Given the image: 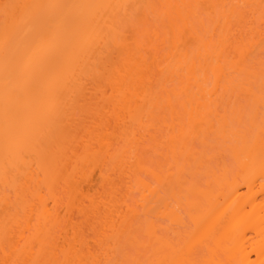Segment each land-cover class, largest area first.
<instances>
[{
    "label": "bare ground",
    "instance_id": "6f19581e",
    "mask_svg": "<svg viewBox=\"0 0 264 264\" xmlns=\"http://www.w3.org/2000/svg\"><path fill=\"white\" fill-rule=\"evenodd\" d=\"M180 1L182 3L178 1L179 4L177 0H175L176 3L174 0H162L161 2H165L170 12H172V10L175 12L173 16L175 15L182 21L184 24L182 27H186L187 24L185 25V23L189 21L188 17L191 10L186 12V14L184 7L190 6V3L187 2V0ZM138 3V0H0V256L3 258V263L9 261V259L15 262L17 258L12 259L11 257L16 256L19 258L21 257V259L25 257L24 260H26L24 262L27 264H29L27 259H33L32 263L36 264L34 262H37L38 264L43 260V257L46 259L52 258L51 260L53 261V259L55 260V258L57 259V256H59L58 249H60V244L58 239L60 240L61 236L59 234L57 235V230L62 224H59V222H61V216H58L59 213L54 211L56 207L54 206L55 208H53V206L49 204V199L44 192H42V188L46 187V190H49L48 192L54 195L53 191L55 190V185L59 183V178H63L68 186H73L74 192L82 193L83 187L86 188V186L82 184L88 182L89 177H91L88 176V171L85 172L86 168H82V165L84 167L87 165L88 167L89 163L96 164L95 162L98 161L96 159V153H93L95 151H91V146L93 144L91 143L92 145L89 146V142L91 141L88 140V142L86 140L87 142L85 141V143L83 142L84 140L79 139V136V138H77L76 133H74L77 129L74 128V126L77 127L79 125L75 124L77 118L73 119V116H71L73 113L72 110L78 101L86 97V91L92 90L87 88L88 82L93 81L92 84L98 83V87L94 84L92 86L93 88L96 86L95 90L97 94L98 92H102L99 94V97L103 94L104 88L106 87L104 85L106 84H108L107 86L109 88L111 87V91H114V100L117 99L115 100L117 102V105L115 104L117 107L115 106L116 108L114 109L115 116L121 124L124 125V123H127V127H125L127 129L124 128V135H126H123L124 141L127 140V142H130L128 144H135L134 146L137 147L138 145L136 146V144L143 140L142 136L144 137V135H142L141 132V135L140 133L138 135V133H136V128L138 125H140V128L142 124L145 123L144 120L142 121L141 119L143 118V113L147 111L146 108L148 109L146 104L148 103L149 106L150 104L154 106L156 102L153 98L155 93L150 91V88L151 90L154 89V87L151 86L153 85L152 79L149 77V70L151 68L148 63L150 64L151 62H149L150 60L147 61V59L150 57L148 56L146 59V53L143 55V52L141 53V51H143L141 48L149 43V48H147L149 50L152 48L151 50H153V52H158V47L161 46L160 44H163L165 39L163 40L161 36H159L161 34L153 30H150L152 32L151 34L147 26H145L142 28H144V30L146 29L143 31L147 35L148 32H150L149 35H155L157 39L162 41L158 45L154 43L157 45L155 46L153 45L154 41L152 38H149L152 44L148 41V43L146 42L141 45V42H144L143 40L145 39H140L138 37L137 34H140V30H134L135 28L128 26L133 23L131 12L135 7L137 8L139 5ZM250 10L249 12L253 13L252 11L254 9ZM236 11H238L237 13L239 15L240 13L241 15L247 13L244 16H239L241 20L247 19L249 14L248 11L242 12L236 9L234 13H236ZM225 13L226 12H222L220 15H223L225 18L227 14ZM135 18H137V22L140 20L138 17ZM253 20H251L253 23L250 22V27H248L249 32H247L250 34L249 36H251L249 38H252L251 40L253 41L249 39L248 42V39L245 40L244 37V40H242L241 34L237 35L236 33L235 35L231 32L234 36L232 34L228 36L225 35L224 40H222L224 42L221 43L223 50L219 54L221 55L222 52L229 51L230 49L233 50V53L236 54L235 56L233 55V63L235 64L231 63L232 65H229L231 61H227L228 66H234L231 67L232 69L235 68L233 70L240 71L236 73H244L246 76L249 74L248 77L255 74V76H257L260 73L253 70L255 67V60H252L253 57L251 58V56L256 53H248L251 49L248 50L247 46L252 45L254 47L255 45H253V42H255L256 35L258 37V35L264 34V22H261V24H263L260 25L262 28L259 25L255 27V20ZM142 22H144V20ZM174 23L177 22L174 21ZM125 26L129 27L128 33L131 30L134 34L132 36V34L130 35L129 33L131 37H129V39H131L130 41L137 39V41H133V44L129 42L124 33ZM134 27L139 29L136 25ZM176 29L178 32L181 30L179 27ZM206 30L208 34V29ZM174 31L175 29L173 33L174 36L175 34L176 36H173L175 38L173 39V47H177V42L179 41V43H181V38L179 39L180 36L177 37L178 32ZM189 31L191 32V30ZM135 32L137 34H135ZM208 35L207 40L211 41V35ZM231 35L233 37H231ZM205 36L202 35L203 39L198 38L199 41L196 42H200V45L207 47L209 42L205 40ZM235 37H237V39ZM189 38L190 37H188V40ZM185 39H187V37ZM183 40L184 39H182V41ZM250 42L252 44H249ZM111 48L112 51L115 48L117 51L118 48L119 52L117 51L116 54L119 53V55H117L120 59L117 57L118 60H113L111 57L112 55L107 54V51L111 50ZM176 52L177 50L174 51V54ZM184 52H186L185 49ZM187 53L188 51L183 54L180 48L179 59L176 58V60L179 61H177V64L181 65L182 70L186 71V75H188L187 80H185L187 86H185L184 89V92L186 91L187 94L186 96L189 97L187 98V101H189L186 103H189L191 108L197 110V108L192 107L193 104H191V101H194V95H200L202 93L201 95L203 96H200L203 98L202 100L201 98L196 99L197 107H202L203 109H201V111H195V114L193 113V109L188 111L190 121L197 125L205 124L207 130H214V133H218L217 135H219V138L221 137L223 142L227 143H225L227 145L226 147L230 149L229 156L231 155L232 157L231 159L234 163H232V165H234V167L226 163L225 160L227 156H225L224 159V155L221 154V151H217L219 156L215 155L210 157L205 152L204 154L201 153V151L199 152V150L197 152V148H194L191 146L193 144L189 143L190 136L194 134L193 130H191V132L190 130L186 132L182 128L181 134L179 133L180 136H176L175 134L171 136L167 135L168 138L166 141L164 140L165 143H163L164 141H159V144H156L158 146L169 147V144H171L170 147H172V151L170 156L174 162L175 168L171 167L173 168L171 171L169 168L167 173H164L166 170L156 171L153 172L154 175L152 171H150L152 176H155V181L159 183V186L161 185L160 187L156 186V188H152L151 184H149L150 182H145L142 178L139 180L140 186L143 188L142 192H140V194L143 193L140 196L142 199L139 198V202H142H140V204L142 209L144 208V213L146 214H144V216L147 218H144L145 220L143 219L142 222L145 224L143 223V227L141 226V228L146 239L142 240L134 234L129 233L126 236V240L129 243L137 245L139 248L148 249L149 252L151 251V254L146 260H139L137 262L135 259L132 260L136 264H264V135H262L264 133V118L259 120L260 122L263 120V123L259 124L258 121L257 123L255 121L252 122L257 130V133H253L252 136L249 134L248 136L244 129L238 130L230 126L226 115H220L218 118V120H220V126L215 130L216 128L214 127L213 120L207 118L209 115L205 113L208 110L209 114H212V112L215 113V109L210 105L211 99H215L216 96L218 97V93L221 89L227 91L226 96H229V98L232 97L235 84L233 86L231 85L235 80L230 76V78L228 77L231 72H227V66L222 65L223 63L219 60L222 55L220 57L217 55L219 62L211 68L215 76L214 84L211 89H206L205 86L199 82L200 80L194 76L197 64L195 58L199 57L201 52L199 51L194 55ZM182 54L183 56L181 57ZM190 55L193 56L191 57ZM167 56H170V54ZM235 58H237V62H235ZM176 60L172 61L176 63ZM251 61L254 62V65L252 62L253 69L249 67L251 66V64H249ZM247 62L249 63L246 64ZM158 63L160 66L161 62L158 61ZM262 64L264 65V62H262ZM263 67L261 69L264 70ZM165 70L164 68V71ZM174 70L175 69L172 68L169 71L171 76L177 75L179 78L183 76L180 72ZM168 78L169 77H167V79ZM86 83H88L87 86ZM249 84L248 82L245 85L242 84L243 88L240 84L238 86L241 87V90L243 89V93H247V95L250 94L249 96H252V99L254 98V102H257L255 105L260 103L259 106L262 107L264 105V91L261 92L260 89V92L257 90V93ZM190 86L198 87V92H196V94L192 92ZM95 90L93 89L92 91ZM165 91L166 87L163 88L162 85L161 93ZM96 93L95 95L97 96ZM113 97L111 95V100ZM166 99L170 108H173H171L173 120L174 118H179V116H181L180 112H177L173 105L171 106V98L166 97ZM208 99L210 101L209 107L206 101ZM114 100L112 101L115 102ZM89 107H91V105H89ZM86 108H88V106ZM215 115L218 116L216 113ZM257 115L258 114H256L255 118L254 114L256 120ZM126 117L133 120V122L128 121L132 125H135L134 123L136 122L137 125H135V129H133L135 126L130 127V129L128 128L129 123L124 120ZM101 119L102 117L97 121ZM77 121L79 122V120ZM124 126H126V124ZM143 126L145 127V124ZM166 126L165 129L171 127L170 125ZM124 129L122 131H124ZM94 137L96 140V136ZM194 137L196 138V136ZM194 137H191V140H193ZM100 139H102V142H98L102 144L101 147L106 150L105 154L108 158L112 155L110 157L111 159L114 155L111 153V149H109V139V142H107L105 138ZM78 140H80L81 143L83 142L84 145L78 142ZM176 142L181 143L179 147L176 146ZM87 143L89 145H86ZM79 145H83L81 147L84 148L85 155L82 154V156H80L75 151L76 148L78 149V147H80ZM77 155L80 158H76ZM117 159L118 158L113 161L115 162ZM124 159L125 157L123 155L121 160ZM77 161L81 163H79L81 168L78 166ZM103 161L104 160H102V162ZM74 162H76V164ZM121 163L123 164V161H121ZM69 165H74V170L72 171L78 169L73 173L75 175L69 170L73 169L72 166L70 167ZM192 165L194 168L196 166L195 170ZM123 166H121V168ZM68 167L69 169H67ZM199 168L202 169L200 177L204 176V182L201 178L199 180L195 179L197 177L193 179L195 174L199 172ZM69 172L72 174H70L72 178H65ZM185 173L193 177L189 179V175L187 176ZM105 179H107L106 176ZM200 180H202V182H200ZM7 189L11 191L9 192ZM146 191L147 193L149 192V195L146 194ZM12 193L14 196H11ZM81 197L85 196L82 194ZM15 200H17V205L15 207L17 209L12 207L15 206L13 203ZM53 200L57 201L56 197ZM81 200L85 202L84 198H81L80 201ZM142 200H144V202ZM135 201L134 204H129L128 201L124 204L125 206L127 204V207H123L124 211L122 212H126L127 214L125 213V216L122 215L123 218L119 215L121 214L120 211H118L119 213L117 216H120L123 220L120 227L128 224V220L129 222L131 221L127 219L131 217L129 215L132 214L134 217L137 215L138 201ZM154 201L158 202L159 206H153L152 202ZM74 202L77 203L75 200ZM175 202L178 207H176L177 205L174 206L173 203ZM71 203L69 205H71ZM57 204L58 202H55L56 206ZM74 204H72V206ZM76 205L78 206V203L75 204V206ZM80 206H83L82 203ZM11 207L14 209L10 210ZM110 207L113 208L112 204ZM116 207L119 208L118 205L112 210L107 208L108 211H106L109 213L104 212L105 215L103 217L105 222L104 228L106 227L105 229L108 231L110 229V231L114 233L106 236L105 231L107 230H105L104 233L102 232V237L105 241H111L112 244L122 236L121 234L116 235L119 227L117 223H113L115 222L113 218L115 217L114 215H116ZM95 208H98V206ZM18 209H23L24 215L20 214V210L18 211ZM179 209H184L185 218L184 214L180 212L181 210ZM19 214L26 216L27 219L25 220L26 217L23 218L26 221L25 227L17 231V227H23L20 224ZM150 214H152V217ZM148 215L151 219L148 218ZM153 216L156 219L159 216L160 218H166V225L162 227L163 224L154 221L155 219H153ZM108 218H111L110 221H108ZM33 219H37L38 221L36 220V223L31 225ZM185 219L188 221H185ZM186 222L189 225H187ZM168 223H170V225H167ZM171 225L173 227L176 226V229L175 227L170 228L172 227ZM13 226L15 227L14 229ZM26 231H30L31 234L25 236ZM62 238L64 239V237ZM67 238L68 237H66V239ZM77 238H75V242H79V248H82L85 242L83 243L81 241L82 238ZM66 241L67 240H65V242ZM81 245L83 246L81 247ZM105 245L108 246L109 244ZM75 246L76 244L74 245L75 250L72 248L69 249V251L67 247L68 253L65 252L66 246L61 248H64V255L67 253L66 257L76 261V259L79 260L81 258V249L78 250ZM112 246L113 245H109L108 248L112 250ZM35 247L39 248L38 252ZM108 248L104 250V252L106 251L108 254L107 257H109V252L111 254ZM34 249L36 252L33 251ZM62 250L63 249H60L59 252ZM83 252L82 250V253ZM111 256L108 259H111ZM72 260L69 262L70 264L71 262L74 263ZM132 260L131 262L133 264L134 262ZM58 262L59 264H63V262L65 264L68 263L66 260H63L62 263H60V261ZM112 263L113 260L111 259L109 264ZM95 264L101 263L98 262Z\"/></svg>",
    "mask_w": 264,
    "mask_h": 264
},
{
    "label": "rangeland",
    "instance_id": "374dc122",
    "mask_svg": "<svg viewBox=\"0 0 264 264\" xmlns=\"http://www.w3.org/2000/svg\"><path fill=\"white\" fill-rule=\"evenodd\" d=\"M161 1L162 0H140V1L138 0V2H139L138 4L139 5L141 4V5L137 6L138 10L136 7L132 10L131 14H132L133 18L132 17L131 18L133 19V23H132V25H128L129 27L131 26V27L135 28L134 30H140V34L139 33L137 34L136 32H135V34H137L140 39L141 38L145 39V40H143L144 42H141V45L146 43V42L148 43V41L151 38L154 41L153 45H155V46H157L162 41L160 39H157L155 37V35H149L152 30L154 32H158V34H161L159 36H161V38L163 40L165 39L163 44H160L161 46L158 47V52L157 51L153 52V50H151L152 48L149 50L148 49L149 43L142 48L139 46L143 50V51L140 50L141 53L143 52V55H144V53H146L145 54L146 59L148 58V56L150 57L149 59H147V61L150 60L149 62H151L152 64L154 63L153 65L151 63L150 64L148 63V65L151 68V69L149 68L150 69L149 70L150 71L149 77H151L152 84H153L151 86L154 87V89L152 88L153 90H151V88H150V91L152 93L153 92L155 93L153 98L156 102V105L153 106L150 104V106H151L150 107L148 103L146 104L147 105L146 107H148V109L146 108V110H147L146 112H144L145 110L143 111L145 114L143 113V116H142L143 118L141 120L142 121L144 120L145 123L142 122L143 123L141 126L142 128L141 127L139 128L140 125H138L136 128V126H135V125H137L136 122L134 123L135 125H132L131 123H129L128 121L133 122V120L132 119L130 120L128 117H126L124 120H126L125 122H128L130 125H132V126H130L128 124L129 129H130V127L135 126L133 129L136 128L137 131L136 130H134V131H136V133H138V135L140 132L142 133V135H144V137L142 136L143 140L140 143L136 144V146L138 145L137 147L134 146L135 144H131V145L128 144L130 142H127V140L124 141V136H126V135H124L125 129H127L125 127H127V123H124V125L126 124V126H124L123 124H121V122H118V120L115 116V113H114V111H115L114 109L117 107L116 106L117 102L115 100H117V99L114 100V97H115V96L113 97V95H115V94H113L114 91L113 90L111 91L110 90L111 87L109 88L107 86L108 84H106V83H104V84H106V85H104V86H106L105 87L106 90L104 88V91L102 94L103 96L101 95L100 97H99V94H101L102 92L101 93L98 92V94H97L96 90H95L98 83H93L94 85H96L95 88H93V86H92L93 81L92 82L90 81L91 83L88 82L89 84L86 83V86L88 84L87 88L89 90L94 89L95 91H92V90L88 91L89 93L86 91V93H87L86 97L82 98L83 100L80 99L78 101V103L76 104V106L74 107V109L72 110L73 113L71 116H73V119L77 118L76 123H75V121H74V123L76 125H79L77 127L74 126V128H76L78 131V132L76 131L74 133H76L77 138L80 137L79 139L84 140L83 142H85L86 140L91 141V142L88 141L90 145L88 143L86 145H89V146H91L92 144L94 145V146L93 145L91 146L92 147L91 151L92 152L95 151L93 153H96V159L98 161L95 162L96 164L89 163L88 164L89 168L87 167V165L85 167L82 165V168H84V169L86 168L85 172L88 171L87 172L88 176H91V177H89L88 182H84V184H82L83 186H86V188L83 187L82 193L74 192L75 190H74L73 186H71V185L68 186V184L65 183L63 178H59V180H58L59 183L55 185L56 187L54 188L55 190L53 191L54 192V195L52 194L53 196L50 194V192H48L49 190H46L47 189L46 187L42 188L43 189L42 192H44V194L49 199V201L47 200L48 202H50L49 204H51V206H53V208L56 207L54 209V211H57L59 213L58 216L59 215L61 216V219H60L61 222H59V224L60 223H62V224H61V227L58 228V230H57L58 233L57 232L56 233H57V235L59 234L61 236V238L64 237V239L67 240L65 242V240L63 238L62 239L60 238V240L58 239V242L60 244L59 248L63 249L61 252H59L60 249H58L59 251L57 250L58 254H59V256H57V259H58V261H60V263H62L63 260H66L68 262L66 264H70L69 262L72 259L66 257V254L68 253L69 249H72V248L74 249L75 244H76V246H78V247L75 246L76 249H78V250L81 249V251H80L81 258L79 259L80 261L78 259H76V261L72 260L76 264H90V263L95 264L98 262L101 264H109V261L111 259L113 260L112 264H132V262H131L132 259H135L136 262L139 260H146L147 259V257L151 254V251L149 252L148 249L139 248V247H137V245L129 243L126 240V236L129 233H132L142 240L146 239L144 234H143L142 228H141L142 224L144 223L142 221L146 216H144L145 213H144V208L142 209V207H141V204H140L141 201L139 202V198L143 194V193L140 194V192H142L143 188H141L142 186H140L139 180L142 178L143 180H145V182L146 181L150 182L149 184H151L152 188H156V186H159V183H157L155 181L156 180L154 178L155 176L154 177L152 176L153 172L160 171V170H166V172H164V173H167L169 168H170V171L173 170V168H175L174 162L172 161V158L170 156L171 151H172L171 150L172 147H170L171 144H169L170 148L167 146L168 143H167V145H164L167 147H163L161 145H159V146L156 145L159 141L160 142H163L164 140L166 141L168 138L167 135L171 136L172 134H175L176 136L177 135L180 136L179 133L181 132L182 128L186 132L189 130L191 132V130H193L194 134L193 133H192L193 135L191 134L192 136H190L189 143L193 144L191 146H193L194 148L195 147L197 148V152H198V150H199V152L201 151V153H203V154L205 152L210 157V156H215V155L219 156L217 154V151H221L222 152L221 154L224 155V159H225V156H227V159L225 160L226 163L229 164V166L232 165L233 160L231 159L232 158L231 155L229 156V152H230L229 150L230 149H228V147H226L227 143L225 142L226 143L225 144L223 142V140L221 139V137L219 138V135H217L218 133L217 134L214 133L215 132L214 130H213L214 132L211 130L210 131L207 130L205 124H202V125L198 124L197 125L196 123L194 124L190 121V118H189L190 116H189L188 111L193 109L194 114H195V111H198V110L201 111V109H203V108L197 107V100L196 99L201 98L203 96L201 95L202 93L200 95L199 94L194 95V98H193L194 103L191 101V104H193L192 107L197 108V110H194V108H191V105L189 103H186L189 101V100L187 101V98H189V97L186 96L187 94H186V91L184 92V89H185V86H187V83L185 80H187L188 75H186V71L182 70L181 65L177 64L178 60H176V58L179 59L178 56L181 54V53L179 54L180 48H181V52L183 54L186 53L187 51H188L187 54L190 53L193 55L197 54L199 51L201 52V55L199 57L195 58V61L197 64L195 67L196 69H195V75L194 76H196L200 80L199 82H201L203 84V86H205L206 89H208V88L211 89L213 84H214L215 76L213 75L211 68L214 65H216L219 62V60L221 61V63H223L222 65L227 66V72H231V73H229L228 77L230 76L235 80V82L232 83V85H231V86H233L235 84V86H234L235 89H234V92H233V95L231 98H229V96H226L227 95L226 90L224 91V89L222 90L220 88L221 89L219 92L220 94L218 93V97L216 96L217 99L216 98L215 99L210 98L213 101V103L211 101V104H210L209 99L206 100L208 102L207 103L208 107L211 105V107L213 109H215V113L218 115V116H216L215 113H213V112H212V114L210 113L211 114L210 115L209 110H208L209 108L206 107V108H208L207 109L208 111L205 114L209 115L207 118L213 120L214 127L216 129L214 127L213 128L215 130H217L220 126V120H218L220 115H222V116L226 115V118H227L230 126H232L235 129H238V130L244 129V130H246L247 135L249 134L250 136H252L253 133H255V134L257 133L256 127L253 125L252 122L255 121L257 123V121H258L259 124L263 123L262 122L263 120L261 122L259 120L264 118V107H263L264 105L263 106L261 105L262 107L259 106L260 103L258 105H255V104H257V102H254L255 101V100H253L254 98L252 99V96L251 97L249 96L250 94L247 95V93H243V91H242L243 89L241 90V87H242V84L245 85L248 82V83H250L249 84L250 87L252 89H255L256 92H257V90H259V92H260V89H261V92L264 91V85H263V83H264L263 82L264 70L261 69L264 66L262 64V62H264V34H261L260 36L258 35V37L256 35V38L254 40L255 42H253V45H255V46L253 47L251 45L253 48L250 45H249L250 47L246 45L248 50L251 49L250 51H248V53L258 54V55L255 54L253 56L248 54L251 56V58L253 57L252 60H255V65H254L253 61H251L250 63L249 62L246 63V64H248V63L251 64V66H249V67L252 69H253L252 66L253 65L255 66L253 70L260 73L257 76H255L256 75L255 74V75H251L253 77H251V76L248 77L249 74H248V76H246V74L244 75V73L243 74L242 73H240V74L236 73V72H240V71L233 70L235 68L232 69L231 67H234V66H228L229 61H231V62H229V65H232L231 63L234 62L233 55L234 56L236 55L235 53H233V50H231L230 48L229 49L231 51L229 50V51L222 52V54H221L222 57L219 60H218L217 55H219L221 53V51L223 50V46L221 43L224 42L222 40H224L225 35L228 36L232 33L235 35H236V33H237V35L241 34L242 40H244L243 39V37H244L245 40L248 39L247 41L249 42V39H250L249 37H251V36H249L250 34H248L247 32H249L248 27H250L249 24H250V22H252L251 20H253V19L255 20V23H254L255 27L257 25H259V26L263 25V24H261V22L262 21L264 22V0H198V1L197 0H187V2L190 3V6L184 7L185 13L189 12V10H191V13H190L189 17L186 16L189 18V21H187L188 20V18H187V20H186L187 23H185V22L184 23H185V25L187 24L186 27H188V28H186L185 26L182 27L184 25L182 23V21L179 18H177L175 15L173 16V13H175V12L173 10H172V12H170V9H169V7H167L165 5V2L163 3ZM178 1L180 3H182L180 0H177V3H178ZM174 2H175V0H174ZM166 8H167V10H166ZM236 9L239 11L241 10L242 12L243 11L249 12V11H251L250 9H254V10L252 11L253 13L249 12V14L250 13L251 14L250 15L248 14V17L245 16V17H247L246 20L243 18H242L243 20H241V18H239V16H242L243 14L241 15V13H240V15H239L237 13L238 11H236V13H234ZM222 12L227 13V14L225 13L226 14L225 18L223 15H222L223 17L220 15V13H222ZM170 14L173 16L174 21H176L177 23H174L173 18ZM245 14H247V13H244V15ZM135 17H138V19H140V20H138V22H137V20H136L137 18H135ZM186 17H184V18H186ZM0 20H1V16H0ZM143 20L146 24L144 22H142ZM135 25L139 29H136V27H134ZM145 26H147V29H149V31L151 30L150 32H148V35L144 32L146 29L144 30V28H142ZM129 27L124 28V33L127 36V39L129 40V42H131L133 44L134 43L133 41H137V39L134 38L136 40L130 41L131 40V39H129L130 35L132 34V36H133L134 34L130 30V32H129L130 35H129V33H128ZM173 27H174L176 32H178L176 28H178V27L181 28L180 32L177 33V37L180 36L179 37V39L181 38L180 42L183 43L184 45L179 43V41H178L177 45H176L177 47H173L174 46L173 45V41H174L173 39H175L174 37L176 36V34L174 36ZM206 29H208V34L211 35L210 39L212 42L207 40L209 35L207 34ZM189 30H191V32ZM181 31H184V32H181ZM191 33H193V34H191ZM151 34H152V32H151ZM184 35L187 37V39H185L186 37ZM202 35H204V36L206 35L204 38H206L205 40L209 42V45L207 47L200 45L201 44L200 42L199 43L196 42V41H199L198 38L203 39ZM232 35H231V37L234 36V35L233 36ZM188 37H190L189 40H188ZM237 37H239V36H237ZM237 37H235V38L237 39ZM179 39H177V40H179ZM182 39H184L183 40L184 42L182 41ZM194 40H195V42H194ZM251 41H253V40H251ZM149 42H151V41H149ZM154 43H156L157 45ZM151 44H152V42H151ZM180 44H181V46H180ZM249 44H252V43L250 42ZM153 45H151V46H153ZM176 48H178V49H176ZM184 49L186 52H184ZM176 50H177V52L174 54V51H176ZM117 51L119 52L118 48H117ZM117 51H116V48L113 49V51L111 48V50L107 51L108 52L107 54H111L112 55L111 57L113 60H118L117 57H118L119 53H117L118 54L117 55L116 54ZM110 52H112V53H110ZM113 52H114V54H113ZM228 52H230V53L232 52L233 54L232 53L230 54ZM169 54H170V56H167ZM183 54L181 55V57L183 56ZM154 55H156V56H154ZM221 55H219V57ZM153 57L156 59V61ZM118 58L120 59V57H118ZM237 58H240V57H237ZM237 58H235V62L238 61V60L236 61ZM165 59H166V61H165ZM172 60H176V63H175V61H172ZM152 61H155V62H152ZM158 61L161 62L160 66L158 65L159 64ZM252 62H253V65H252ZM233 64H235V63H233ZM170 66L173 69H175L174 71L180 72L183 76H181L180 78L177 75H176L177 77L175 75L171 76L169 71L172 68ZM183 67H184V65H183ZM164 68L166 69L165 71H164ZM183 69H186V68H183ZM162 72H164V73H162ZM164 76H166V77H164ZM167 77H169V78L167 79ZM165 80H167V81H165ZM239 84L241 87L238 86ZM162 85H163V88L166 87L167 92L165 91V92L161 93ZM192 86H194V85H192ZM99 88H101V87H99ZM197 88L198 87H196V86L195 87L190 86V89L195 94H196V92H198ZM162 91H163V89H162ZM230 92H229V94H230ZM95 93L97 94V96L95 95ZM189 93H191V92H189ZM111 95L113 97L112 100H114L116 103L111 100ZM166 97L171 98V103H172V104L170 103L171 106L173 105L175 110L177 112H180L181 116H179V113H178L179 118H177V119L174 118V120H173V115H172L173 112L171 110L172 107L170 108L169 103L166 101L167 100ZM85 99L87 102L85 101ZM202 99L203 98H201V100ZM90 100H91V102H90ZM191 100H192V98H191ZM204 100H205V98H204ZM204 100H203V102H204ZM88 102H90L91 104ZM201 103H202V101H201ZM88 104L91 105V107H89ZM87 106H88V108H86ZM118 106H119V104H118ZM90 108H92V109H90ZM86 109H88V110H86ZM254 114H255V118H256V114H258L257 120L254 118ZM101 117H102V119L100 121H97ZM123 118H124V116H123ZM127 119H129V120H127ZM77 120H79L80 123ZM144 124H145V127L143 126ZM166 125H170L171 127L165 129ZM122 127H123V129L125 128L124 131H122L123 130ZM166 127H168V126H166ZM79 128H81V129H79ZM74 131H75V129H74ZM248 131H249V133H248ZM141 133H140V135H141ZM262 135H264V133ZM89 136H90V138H89ZM94 136H96V138H97L96 140H95ZM194 136H196V138ZM191 137H194V139L191 140ZM100 138H103V139L105 138L107 140V142L110 141L109 142L110 143L109 149H111V153L114 155L111 159H110V157L112 155L108 158V156L105 154L106 150H104L103 147H101L102 144H100L98 142V141L102 140ZM108 139H109V141H108ZM165 141L163 143H165ZM78 142L81 143L80 140H78ZM83 142L81 144L84 145ZM125 142H127V143H125ZM169 143H171V142H169ZM229 143H230V141H229ZM180 144L181 143L176 142L177 147H179ZM83 145H79L80 147L76 146V147H78V149L77 148L75 149V151L80 156H82V154L85 155L84 148L81 147ZM112 151H115V152H112ZM226 153H228V154H226ZM78 155L76 158H80V157H78ZM123 155H124L125 159L121 160L123 158ZM119 156H121V157H119ZM103 157H104V159H103ZM116 158H118L117 159L118 162L116 160H115V162L113 161ZM102 160H104L103 161L104 163L102 162ZM120 160L123 161V164L121 163ZM79 161H80V159H79ZM79 161H77L78 162L77 164L80 167L81 165H79V163H80ZM180 162H181V160H180ZM74 163L76 164V162H74ZM69 166L71 167L72 165H69ZM73 166H72V168H73ZM121 166H123V167L121 168ZM232 166L234 167V165H232ZM79 167H77V168H79ZM171 167H173V168H171ZM193 168H194V166H193ZM67 169H69V167ZM89 169H92V170H89ZM195 169H196V166H195L194 170ZM69 170H71V173L73 174L78 169L75 171H72V170H74V168L69 169ZM79 170H81V169H79ZM201 170L202 169L198 170L199 172H197L194 177L192 175L190 176L187 173H185V175L186 174H187V176L189 175L188 176L189 179H191L192 177H193V179L195 177H197V178H195L196 180L197 179L199 180L200 178L203 180L204 176L200 177ZM150 171H152V174ZM71 173L69 172L68 175L65 173L67 175V176H65V178L66 177L72 178V176H70ZM76 174H77V172H76ZM73 175H75V174H73ZM104 175L107 177L108 180L105 179ZM109 179H110V182H109ZM202 180H200V182H202ZM193 181H195V180H193ZM203 182H204V180H203ZM88 183H90V184H88ZM201 184H203V183H201ZM111 186H113V187H111ZM112 188H113V190H112ZM159 189H161V188H159ZM7 191H9V189H7ZM162 191H163V188H162ZM13 193L11 196H14ZM148 193L146 191V194H148ZM82 194L85 197H81ZM73 195H74V197H73ZM54 196L56 197L57 201L53 200L55 198ZM71 197H72V199H71ZM79 198L80 199L84 198L85 202H83V200H81L82 201L81 202ZM150 198H151V196H150ZM140 199H142V198H140ZM74 200L78 203L79 207L77 205L75 206V204H77V203H75ZM135 200L138 201V206L135 203L137 206V209H138L137 215L135 217H134V215L132 216V214L129 215L131 217L127 218V219H130L131 221L129 222V220H128L127 221L128 224L124 225L125 227L124 226L120 227L121 224L123 223L122 222L123 221L122 215L125 216V213H126V212H122V211H124L123 207L124 208L127 207V204H126V206L124 204L127 203V201L129 204L130 203L134 204ZM137 201H135V202H137ZM142 201L144 202V200H142ZM172 201H174V200H172ZM55 202H58L57 206L55 205ZM13 203L15 204V206H12V207L15 208L17 205V200L13 201ZM70 203H71V205H69ZM81 203L83 206H80ZM114 203H116V204H114ZM72 204H74V205L72 206ZM111 204H112V207L114 205L115 206L118 205L120 208V210H119V208L116 207L117 208V211L115 213L116 215H114L115 217L113 218V221L115 220V222H113V223H117V226L119 227V230H118L116 235H120V234L122 235L113 244L111 243V241L110 242L105 241L102 237V234L104 233V231L107 230V229H105L106 227L104 228L105 222H104L103 217H104L105 213L108 211L107 208H110L112 210L115 207L114 206L113 208H111L110 207ZM173 204H174V206L177 205L176 202ZM96 205L98 206V208H95V207H97ZM152 205L153 206L155 205V207H156V206H159V203L154 201V202H152ZM92 206H94V207H92ZM12 207L10 210L14 209ZM176 207H178V205ZM79 208H80V210H79ZM15 209H17V208H15ZM179 210H181V209H179ZM183 210L184 209H182L180 212H182L184 214L185 212ZM15 211H17V210H15ZM18 211L20 212V214L24 215L23 209L22 210L18 209ZM96 211H98V212H96ZM118 211H120L121 214H119V215L122 218L120 216H117V214L119 213ZM107 213H109V212H107ZM20 214L18 217L20 220V224L23 227H21V228L17 227V229H16L17 231H19L25 227V224H26L25 220L27 219L26 216H23ZM14 215H15V213H14ZM151 215L152 214H150V216ZM21 216H22V218H21ZM111 216L113 217V214ZM129 216H127V217H129ZM150 216L148 218H150ZM24 217H26L25 220L23 219ZM186 217H187V215H186ZM162 218H160V216H159L156 219L153 216V219H155L154 221H157V222L163 224L162 225V227H163L164 225H166L167 219L166 218L162 219ZM184 218H185V214H184ZM34 219L31 221L32 222L31 225H33V223H36L37 219L36 220H34ZM110 219L111 218H108V221H110ZM145 219H147V218H145ZM186 219H185V221H188ZM186 224H187V222H186ZM167 225H170V223H168ZM187 225H189V224H187ZM174 227L176 229V226H174ZM174 227L172 226L170 228H174ZM14 228L15 227L13 226V229ZM56 229H57V227H56ZM30 231H26L25 236L26 235L29 236V234H31ZM105 232H106L105 233L106 236L107 235L109 236V234L112 235L114 233V232L110 231V229H109V231L107 230ZM66 237H68V238L66 239ZM74 237L75 238L78 237L77 239L82 238L81 241L83 243L85 242L84 246L81 245V247L83 246L82 248H79L80 247V245H78L79 242L76 243ZM76 241H79V240H76ZM72 244H74V245H72ZM105 244L113 245L112 246L113 251L110 250V248H108L109 245L106 246ZM61 245H63L64 247L66 246L65 252H67V253H65V255L63 252L64 248H61V247H63ZM37 247H35V248H37ZM67 247H68V251H67ZM105 248H108L111 251V254L109 252V257H107L108 254L106 253V251L104 252ZM38 249L39 248L36 249L37 252H38ZM36 250L34 249L33 251L36 252ZM82 250L84 251L83 253H82ZM110 256H111V259H108V258H110ZM65 257H66V259H65ZM11 258L12 259L17 258V259H15L16 260L15 262H14V260H11V261H13V262H11L9 259L10 263H9V261H6L7 263L6 262H4V263H6V264H14V263L15 264H19V263L20 264H27L26 262H24L26 260V259L24 260L25 257L23 259H21V257L19 258L17 256L11 257ZM0 259H1L0 264H4L3 258H1V256H0ZM42 259L44 261L41 260L38 264H59V262L57 261L56 258H55V260L53 259V261L51 260L52 258L46 259L45 257H43ZM93 259H96V260H93ZM32 260L33 259H27L29 264H33ZM64 262H63V264H65ZM87 262H89V263H87ZM34 263L37 264V262H34ZM72 263L73 262H71V264ZM133 264H136V263L134 262Z\"/></svg>",
    "mask_w": 264,
    "mask_h": 264
}]
</instances>
